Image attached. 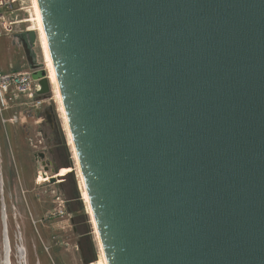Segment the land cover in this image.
I'll use <instances>...</instances> for the list:
<instances>
[{
  "label": "water",
  "instance_id": "95a60500",
  "mask_svg": "<svg viewBox=\"0 0 264 264\" xmlns=\"http://www.w3.org/2000/svg\"><path fill=\"white\" fill-rule=\"evenodd\" d=\"M36 2L106 263L264 264V0Z\"/></svg>",
  "mask_w": 264,
  "mask_h": 264
},
{
  "label": "rangeland",
  "instance_id": "374dc122",
  "mask_svg": "<svg viewBox=\"0 0 264 264\" xmlns=\"http://www.w3.org/2000/svg\"><path fill=\"white\" fill-rule=\"evenodd\" d=\"M27 5L28 0H19V6L25 7ZM26 18L27 14L23 10L16 15L6 17L5 21L14 23L18 19L24 21ZM22 23L25 25L13 26L16 33L26 31V28L33 30L28 23ZM2 24L3 22L0 21V73L29 71V62L24 48L18 41L14 40L12 35L4 33L1 28ZM32 42L33 46L27 47L35 58H32L34 63L41 64L43 60L39 38L36 40V36H34ZM40 100L42 99L35 96L33 100L24 101L27 103L26 105L13 107L12 111L9 110L0 116V121L7 119L11 123L17 119V123L3 128V134L7 138L9 136V140L14 141L17 146V151L14 150V158L19 171L15 181L18 182L19 180L24 191L31 188L33 174L29 168L28 155L21 145L23 142L27 145L28 138L25 137V132L21 131V127L25 126L30 136H34L38 140L41 139L43 143L46 139L50 142L53 138V171L59 169V173H47L48 177L42 178V171H39V181L48 180L51 176H62L69 173L72 164L75 167L72 150L66 141L56 102L50 101L45 105H36ZM50 108L53 109V129L51 131L47 122H44L41 132L38 127L41 125L38 124L47 119L49 115L46 112L48 113ZM23 122H26L24 126ZM61 154L62 157L66 155L68 161H65V158L63 161ZM76 178L75 167V175L72 173L61 178L65 179V183L52 185L53 203L50 201L41 202V199L37 201L31 195L26 196V198L20 195L11 201L7 197L9 195L7 189L8 193L5 194L4 201L6 209L0 203V264H9L8 260H10V264H93L96 261L98 248L89 217L81 201ZM58 212L61 215H58ZM51 213V218L46 219L45 216ZM3 220L7 223V233L11 243L10 257L6 239L4 240L5 255L3 253ZM20 250H24V260L20 258Z\"/></svg>",
  "mask_w": 264,
  "mask_h": 264
},
{
  "label": "flooded vegetation",
  "instance_id": "af4514ba",
  "mask_svg": "<svg viewBox=\"0 0 264 264\" xmlns=\"http://www.w3.org/2000/svg\"><path fill=\"white\" fill-rule=\"evenodd\" d=\"M32 30H26L23 31L21 33H16L13 31H10L9 34L12 35V37L14 38V40L18 41L22 47L24 48V45L27 47H32L33 46V42H32V38L30 35H27L26 39H22L23 42L21 41L20 38L21 34H23L24 32H29ZM46 114H48L49 116H47V119L45 121L39 122L41 126H38L40 128V131H43V127L42 125H44V122H47L48 128L51 129L52 131V127H53V109L50 108L49 112ZM51 115V116H50ZM44 116V115H43ZM42 116V117H43ZM14 123H11V121H7V119H5L4 122L0 121V203L3 204L2 206L6 209V205L4 204L5 201V194H7L8 192V198L12 200H15L18 196L22 195L23 197L26 198V196L31 195V197H35V199L37 201H39L41 199V202H48L50 201V203H53L52 197L54 198L53 195V191L51 189L52 185L47 184V180H42L39 181L38 180V172L42 171L41 176L42 178H46L47 173H53L54 171V160H53V155H54V147H53V138L50 140V142L46 139L45 143H43L40 140L36 139L34 136H30V133H28V129L25 128L24 124L26 122H23V128L21 127V131L25 132V137L27 138V145L24 144V142L21 144L26 151V154L28 155V162L30 165V169L32 171V184H31V188L29 190L24 191L22 189V184L19 182H16V174L18 173V166L16 165V160H15V156H14V150L17 151V146L15 145L14 141L9 140V136L8 138L3 134V128L6 126H10L12 124L17 123V119L14 120ZM17 125V124H16ZM18 126V125H17ZM51 134V133H50ZM52 135V134H51ZM50 135V136H51ZM47 137V136H46ZM12 142V144H11ZM48 142V143H47ZM58 144H59V140H58ZM16 146V147H15ZM59 148V146H58ZM66 155L61 154V159L64 161L67 160L68 158ZM20 168V167H19ZM21 169V168H20ZM59 170V169H58ZM66 175V174H65ZM65 175H58L59 177H64ZM16 183V185H15ZM65 183V179H63V181L61 182ZM8 189V192H7ZM42 191H40V190ZM38 190V191H37ZM6 197V198H7ZM39 197V198H38ZM52 216V213L48 216H45L46 219H50ZM44 217V218H45ZM3 229H4V233H3V253L5 255V247H4V240H7L8 243V250H9V257H10V252H11V243H10V239L7 233V223L5 220H3ZM26 250V249H25ZM9 264H10V260ZM5 262V260H4ZM4 264V263H3Z\"/></svg>",
  "mask_w": 264,
  "mask_h": 264
},
{
  "label": "bare ground",
  "instance_id": "6f19581e",
  "mask_svg": "<svg viewBox=\"0 0 264 264\" xmlns=\"http://www.w3.org/2000/svg\"><path fill=\"white\" fill-rule=\"evenodd\" d=\"M22 10H24V12H26V14H27V18L22 22L28 23L29 26L31 27V29H33L32 31L35 32L36 40H38V38H39V44L41 47V49L40 48L39 49L41 50L43 65L47 71V76H48V79L51 83L52 102H56V104H57V112H59V115H60V119L62 122L65 137H66V141H67L69 147L71 148L72 154L74 157L75 167H76V176H77L76 179L78 181V188H79V192H80V197H81V200L84 204L86 214L89 217V221H90V224L92 226V230H93L95 240H96V244H97V248H98V257H97L96 261H94L93 264H107L106 260L104 258V254H103V250H102L100 241H99L96 225H95L93 215H92V211H91V208L89 205L88 196H87V193H86V190L84 187L83 178L81 176V172H80V169L78 166L75 149H74L71 134H70V131L68 128L67 119H66V115H65L64 108L62 105V100L60 97L57 82L55 79V74H54V70L52 67V63H51V59H50V55H49V51H48V47H47V42H46V38L44 35L42 22H41V18H40V13L38 10L36 0H28V5L25 7L23 6ZM75 167H73L74 171H75ZM69 171H71V170H69ZM46 177H48V176H46ZM19 254H20L21 260H24V256H25L24 250L23 251L20 250Z\"/></svg>",
  "mask_w": 264,
  "mask_h": 264
},
{
  "label": "built area",
  "instance_id": "2783aa9c",
  "mask_svg": "<svg viewBox=\"0 0 264 264\" xmlns=\"http://www.w3.org/2000/svg\"><path fill=\"white\" fill-rule=\"evenodd\" d=\"M23 12L22 6H19V0H0V21L4 33L9 34L13 26L22 24L23 19H18L14 23H7L5 18ZM27 30V28H26ZM33 71L0 73V116L3 113L13 109V107L26 105L24 101L33 100L36 92L39 90L38 83L32 79ZM50 99L40 100L36 105H45ZM2 122L5 119L1 120ZM58 215H61L58 212Z\"/></svg>",
  "mask_w": 264,
  "mask_h": 264
}]
</instances>
